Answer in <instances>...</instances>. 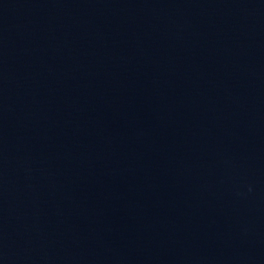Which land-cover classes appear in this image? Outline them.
<instances>
[{
	"label": "water",
	"instance_id": "95a60500",
	"mask_svg": "<svg viewBox=\"0 0 264 264\" xmlns=\"http://www.w3.org/2000/svg\"><path fill=\"white\" fill-rule=\"evenodd\" d=\"M0 264H264V0H0Z\"/></svg>",
	"mask_w": 264,
	"mask_h": 264
}]
</instances>
